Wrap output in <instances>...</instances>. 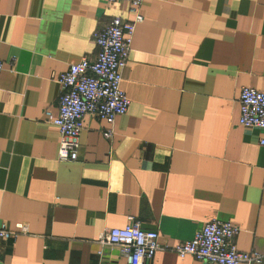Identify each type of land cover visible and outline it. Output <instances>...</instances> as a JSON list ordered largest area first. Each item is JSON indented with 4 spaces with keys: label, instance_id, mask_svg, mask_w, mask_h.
Returning <instances> with one entry per match:
<instances>
[{
    "label": "crops",
    "instance_id": "obj_1",
    "mask_svg": "<svg viewBox=\"0 0 264 264\" xmlns=\"http://www.w3.org/2000/svg\"><path fill=\"white\" fill-rule=\"evenodd\" d=\"M121 71L129 103L109 138L82 117L76 159L56 160V77L92 59V32L127 4L0 0V264H126L99 249L104 227L131 220L158 245L205 221L238 228L234 243L264 264V130L238 124L242 86L264 91V0H142ZM149 264L203 263L158 249ZM244 264V263H238Z\"/></svg>",
    "mask_w": 264,
    "mask_h": 264
},
{
    "label": "built area",
    "instance_id": "obj_2",
    "mask_svg": "<svg viewBox=\"0 0 264 264\" xmlns=\"http://www.w3.org/2000/svg\"><path fill=\"white\" fill-rule=\"evenodd\" d=\"M104 1L126 3L132 17L131 20L114 17L96 28L91 35L96 48L94 57H81L57 75L59 96L56 111L53 114L45 109L43 116L47 123L57 129L58 161L76 159L77 137L82 129L83 115L90 114L104 121L107 127L103 129L102 135L109 138L114 119L126 112L129 103L119 84L134 27L142 21V0ZM1 68L0 61V71ZM238 104V124L244 128L264 130V91L242 86L238 93ZM258 143L264 147V136L259 138ZM237 232L238 228L228 221L210 219L189 240L167 247L158 245L155 231L144 230L137 221L131 220L120 228L104 227L95 240L99 247L96 254L104 247H115L126 264H149L156 250L165 249L178 257L188 255L203 263H259L258 253L236 248L234 237ZM27 233V227L22 223H14L11 228L0 224L2 240H12Z\"/></svg>",
    "mask_w": 264,
    "mask_h": 264
}]
</instances>
